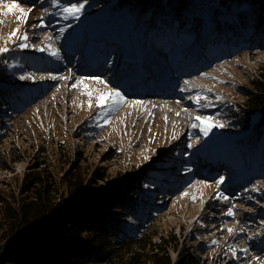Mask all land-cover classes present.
I'll use <instances>...</instances> for the list:
<instances>
[{
  "label": "rangeland",
  "instance_id": "1",
  "mask_svg": "<svg viewBox=\"0 0 264 264\" xmlns=\"http://www.w3.org/2000/svg\"><path fill=\"white\" fill-rule=\"evenodd\" d=\"M14 2L25 11L31 7L26 23L16 19L18 10L8 13L3 7ZM122 3L87 0L78 20H63L51 0H0V47L9 49L0 53V88L17 95L19 104L9 112L5 109L0 120V244L7 229L4 206L18 200L26 180L39 173L56 183L53 195L62 207L70 204L74 189L67 177L77 178L92 190L95 201L124 203L127 212L117 208L115 213H123L119 218L133 233L139 227L134 218L143 224H149V218L162 243L176 245L177 250L194 249L204 264H264V170L256 169L261 166L257 158L253 161L258 164L248 169L246 147L259 114L246 117L243 112L245 92L264 66V40L250 37L241 46L240 41L231 44L236 39L228 41L224 34L219 41L212 38L217 32L208 26L212 0H198L195 11L204 29L192 30L197 37L189 31L144 43L140 28L133 37L134 14L114 13ZM42 16L44 27H33ZM219 19L232 23L227 15ZM17 28V35L28 36L24 49L16 38L5 44ZM203 34L209 39L201 48L191 46ZM46 45L59 52V58L50 56ZM175 72L180 75L175 77ZM62 75L67 79L51 78ZM187 75L199 77L183 87ZM95 77L120 91L128 103L100 116L95 94L90 108L86 93L108 89L95 83ZM81 78L84 84L72 88ZM148 92L171 111L173 134L166 132V113L157 122L154 115L138 117L131 111V101ZM196 93L206 97L199 108L189 98ZM195 115L215 117L224 126L202 136L190 127ZM219 177L224 179L217 188ZM218 193L228 199L218 198ZM229 209L234 215L225 214ZM176 249L168 247L172 261Z\"/></svg>",
  "mask_w": 264,
  "mask_h": 264
},
{
  "label": "trees",
  "instance_id": "2",
  "mask_svg": "<svg viewBox=\"0 0 264 264\" xmlns=\"http://www.w3.org/2000/svg\"><path fill=\"white\" fill-rule=\"evenodd\" d=\"M195 1L198 0H123L114 13L117 17L134 14L133 37L140 28L145 43L155 37L162 40L164 36L176 37L204 29L203 18L195 11ZM212 4L208 26L217 31L211 33L212 38L219 41L224 34L228 41L236 39L231 44L240 41L241 46L250 37L264 40V0H212ZM223 15L229 16L232 23L227 19L221 21L219 18ZM193 31L190 34L197 37ZM205 42L202 37L197 45ZM195 45V42L191 44ZM2 73L0 68V77ZM251 86L245 92L243 110L248 115L242 114L249 117L257 112L259 119L254 135L246 143L250 158L247 165L252 169L251 164H258L253 158H257L261 166L256 169L264 170V66L258 70ZM17 98L0 88V120L5 109L9 112L19 106ZM96 175L101 174L96 172ZM67 178L74 189L69 193L70 204L65 207L53 195L56 191L53 179L39 173L26 180L18 200L4 206L2 215L7 229L0 244V264H204L194 249L177 250L176 245L162 243L161 236L149 225L152 224L149 218V224L134 218L133 223L139 227L135 233L131 232L119 218L123 213H115L117 208L127 212L124 203L118 206V200L102 202L96 198L95 201L92 190L83 187L80 179ZM127 197L125 203L129 200ZM134 204L133 201L131 205ZM169 246L177 251L175 261L169 255Z\"/></svg>",
  "mask_w": 264,
  "mask_h": 264
},
{
  "label": "snow or ice",
  "instance_id": "3",
  "mask_svg": "<svg viewBox=\"0 0 264 264\" xmlns=\"http://www.w3.org/2000/svg\"><path fill=\"white\" fill-rule=\"evenodd\" d=\"M87 3V0H84V2L82 3H68V4H61L59 2V0H51V7L56 8L59 7L60 8V13L61 15V19L63 20H68V19H79L80 18V14L82 13L85 4ZM3 7L5 9L8 10V13H11L14 9L18 10L19 12V16L16 17L17 20H23L25 23L27 21V18L29 16V14L31 13L32 9L31 7L28 8L27 11H25V9L23 7H21L19 5V3H11V4H4ZM7 14V13H6ZM48 13H44V15H47ZM33 27H44L43 24V16L41 17V23L38 25H34ZM19 28L14 29L11 34L7 37V40L5 41V44L12 42L13 38H16L18 40L21 41V43L19 44V47L21 49H24L26 47H28V44L26 43V41L28 40V36L27 34H21V35H17L19 33ZM65 31L64 28L60 29V33L63 34V32ZM49 39L51 37H48ZM45 48H47L48 50V54L50 56L59 58V52H57L55 49H52L50 47H48L47 45L45 46ZM45 48H40L37 49L38 51H45ZM8 48L6 46L4 47H0V53H6L8 52ZM69 76H71V73H69ZM21 79H25L24 76L20 77ZM52 79H67V77L64 76H60V77H51ZM84 79L85 78H81L75 81V83H73L71 85L72 88H76L78 85H83L84 84ZM94 80L95 83L97 84H103L105 88L108 89V91L106 92H102L99 94H96V89H90L87 91V95L89 97V107L91 108L92 104H91V100L93 98V95L95 94V102H96V107L101 109V112L99 113L100 116H104L106 117L108 113L110 112H115L116 110H118V108L122 105H124L125 103H128L127 100H125L124 95L121 94L120 91L116 90L115 88H109L108 83L103 80L100 79L99 77H95L92 78ZM187 83V82H186ZM184 90V89H182ZM194 104L197 105V108L201 107L200 105V101L202 99H205L206 97L204 95H202L201 93H196V95L189 97ZM131 103L133 105L141 103L140 101H131ZM207 105H205L206 107ZM182 111L187 112L188 109H182ZM177 115H180V113H177ZM190 127L192 129H199V133L202 136H207L208 133L213 129V128H219V127H223L224 125L222 123H220L218 120H216L215 117L212 116H201V115H195L190 117ZM108 121L105 120V123H107ZM175 138V137H173ZM193 145L191 143L188 144V147L191 148ZM145 159H147V157H145ZM188 171H191V169H188ZM223 177H219L216 181H215V185L217 188L220 187V185L223 183ZM198 183H202V182H198ZM147 187V185H146ZM193 187H195V185H193ZM255 190V189H254ZM183 195H188L187 192L183 193ZM218 198H223L225 200L228 199V197L223 196V193H218ZM193 200H195V196L192 197ZM226 215L228 216H232L234 215V213L232 212L231 209H229L226 213ZM229 233L231 234L232 229L228 230ZM246 251V249H245Z\"/></svg>",
  "mask_w": 264,
  "mask_h": 264
},
{
  "label": "bare ground",
  "instance_id": "4",
  "mask_svg": "<svg viewBox=\"0 0 264 264\" xmlns=\"http://www.w3.org/2000/svg\"><path fill=\"white\" fill-rule=\"evenodd\" d=\"M177 75H178V73H175L174 76L177 77ZM198 77H199L198 75H191V76L187 75L184 77L183 82L181 84L183 85V87L184 86L185 87L191 86V84L194 83L193 80H195ZM185 92H187V91H185ZM156 97H157V95H154L153 93L148 92V93H145L144 96L135 98L137 101H140L142 103V105L139 106V103L136 105H132L131 111L139 113L138 117H145L146 115L151 117L152 115H154L157 122H159V119H158L159 115L166 113V116L164 117L166 120V124H167L166 125L167 126L166 132L171 131V133L173 134L172 130L176 126V123L173 122L171 119H168V117H169L168 114H170L171 111H169L168 109H165L164 107H160L161 103L164 101H162V102L156 101ZM167 102H169V104H173V105L178 103V101H167ZM207 109H209V108H206L205 111H207ZM142 114H143V116H142ZM184 115H185V113H182V118H184ZM138 117L136 118V121H137ZM172 134H171V136H172Z\"/></svg>",
  "mask_w": 264,
  "mask_h": 264
}]
</instances>
